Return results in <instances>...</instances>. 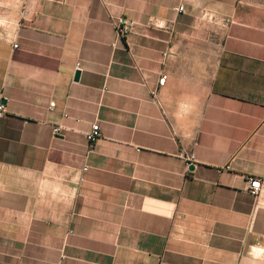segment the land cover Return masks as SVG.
Here are the masks:
<instances>
[{
	"label": "crops",
	"instance_id": "1",
	"mask_svg": "<svg viewBox=\"0 0 264 264\" xmlns=\"http://www.w3.org/2000/svg\"><path fill=\"white\" fill-rule=\"evenodd\" d=\"M0 103V264H264V0H0Z\"/></svg>",
	"mask_w": 264,
	"mask_h": 264
},
{
	"label": "built area",
	"instance_id": "2",
	"mask_svg": "<svg viewBox=\"0 0 264 264\" xmlns=\"http://www.w3.org/2000/svg\"><path fill=\"white\" fill-rule=\"evenodd\" d=\"M175 10L182 12L184 11V6L180 5L175 8ZM129 25L125 19H122L119 24L117 25V32L120 37H124L129 33ZM166 76H163L161 79V83H165ZM5 113V105L3 103H0V118L4 115ZM62 128L60 126H55L54 127V132L59 134L61 133ZM101 133H100V126L98 124L93 125L92 129L87 133V139L90 144L89 149L92 151L94 149L95 143L99 139ZM195 158V153L192 152L189 156V159L187 160L188 164H192L193 160ZM263 183L259 178H250L248 181V190L249 192L254 195L258 196L262 190ZM164 264V263H160Z\"/></svg>",
	"mask_w": 264,
	"mask_h": 264
},
{
	"label": "clouds",
	"instance_id": "3",
	"mask_svg": "<svg viewBox=\"0 0 264 264\" xmlns=\"http://www.w3.org/2000/svg\"><path fill=\"white\" fill-rule=\"evenodd\" d=\"M257 251L264 252V248H259V249H257L256 247H253V249H252V253L254 254V253H256Z\"/></svg>",
	"mask_w": 264,
	"mask_h": 264
},
{
	"label": "water",
	"instance_id": "4",
	"mask_svg": "<svg viewBox=\"0 0 264 264\" xmlns=\"http://www.w3.org/2000/svg\"><path fill=\"white\" fill-rule=\"evenodd\" d=\"M80 74H81V72H80V70H78V71L76 72V75H75V79H76V80H78V79H79V77H80Z\"/></svg>",
	"mask_w": 264,
	"mask_h": 264
}]
</instances>
